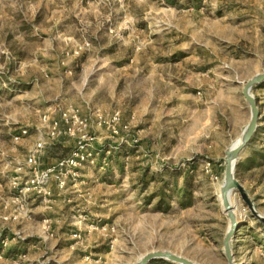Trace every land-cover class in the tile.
Returning a JSON list of instances; mask_svg holds the SVG:
<instances>
[{
  "label": "rangeland",
  "instance_id": "obj_1",
  "mask_svg": "<svg viewBox=\"0 0 264 264\" xmlns=\"http://www.w3.org/2000/svg\"><path fill=\"white\" fill-rule=\"evenodd\" d=\"M263 72L264 0H0V264H135L153 251L227 264L225 151L250 119L242 87ZM252 95L258 126L234 175L264 217V87ZM63 111L87 125L41 137L42 116ZM37 138L56 161L91 140L95 160L73 154L47 196L22 194L28 152L18 165L13 154ZM229 201L233 263L264 264V225L238 192Z\"/></svg>",
  "mask_w": 264,
  "mask_h": 264
},
{
  "label": "water",
  "instance_id": "obj_2",
  "mask_svg": "<svg viewBox=\"0 0 264 264\" xmlns=\"http://www.w3.org/2000/svg\"><path fill=\"white\" fill-rule=\"evenodd\" d=\"M264 81V72L261 74H257L256 76L249 79L242 87V95L246 102L248 103L250 109V119L245 126L244 130H242V134L239 137V142L232 145L229 149L225 151V171H224V180L222 186L220 188V197L221 204L223 207V212L226 214L229 220V227L223 238V252L227 258V264H234L233 257L231 253V244L233 243V239L236 236V233L240 227L239 220L237 219L234 208H232L229 197L233 192H238L242 201L250 209V214L261 224L264 225V217L257 213V210L253 207V203L251 199L248 197L245 192L243 186L239 183V181L235 178L234 169L236 166V162L241 150L248 144L251 140L258 123L259 117V108L257 107L256 100L252 95V90L254 87L259 85ZM166 260L174 264H195L194 262L186 259L185 257H181L175 255L171 252H162V251H153L145 254L139 261L135 264H149L155 260Z\"/></svg>",
  "mask_w": 264,
  "mask_h": 264
},
{
  "label": "built area",
  "instance_id": "obj_3",
  "mask_svg": "<svg viewBox=\"0 0 264 264\" xmlns=\"http://www.w3.org/2000/svg\"><path fill=\"white\" fill-rule=\"evenodd\" d=\"M98 117L100 120H103L101 115H99ZM109 117H111L112 120L118 121L120 115L118 111L113 110L109 114ZM86 120L87 119L81 118L74 112L70 113L68 111L61 112L59 118H51L45 114L42 116V125L44 126L43 128H46L47 130L44 131L43 129H41L39 133L41 134V137L46 136L51 140H57L65 135H73L75 130L84 128L87 125ZM25 133L26 130H23L21 131V134L16 133L13 138L17 140L21 137L22 134L25 135ZM90 141L91 140L85 141L84 143H79L78 148L73 151L74 153H72V156L74 154V156H76V160H89L90 163L95 160L96 150L93 147L92 143H90ZM44 145L45 142L42 140V138H40L29 150L30 152H28L27 155V162L31 166V173L25 180L23 188L19 191L20 193H22L23 190H33L35 193L40 194V191L44 189L45 186H47L46 184L51 175H55V177H63L65 175V164H71L73 159H75L72 156L65 158L63 157L61 160L56 161L52 166L40 169L38 165V159L44 150ZM107 151L108 150H106V152ZM79 154L80 159H77ZM40 195L47 196L45 193H41Z\"/></svg>",
  "mask_w": 264,
  "mask_h": 264
},
{
  "label": "crops",
  "instance_id": "obj_4",
  "mask_svg": "<svg viewBox=\"0 0 264 264\" xmlns=\"http://www.w3.org/2000/svg\"><path fill=\"white\" fill-rule=\"evenodd\" d=\"M37 140H38V138H37ZM69 141H70V139H64V141H62V142L60 141V144L63 147H65V146H71V145H67V144H70ZM129 149H132V148H129ZM29 150L30 149H21L19 154L18 153L16 155L13 154V156H14V160H13L14 164L18 165V164L22 163L24 161L23 158L25 157V154L27 152H29ZM15 157H16V160H15ZM3 160H4V158H0V164H1V162H3ZM56 160H57V158H56L55 154L51 153L50 147L47 146V147L44 148L42 154L40 155V157L38 159V161H39L38 162V165L40 166V168L49 167V166H52L53 164H55ZM117 164L118 163H116V165ZM10 167H12V164H10ZM8 174L9 175H13L14 172L9 171ZM7 179H8L7 176H3V177L0 178V199L1 200L6 196V193H8V191L6 189V187H7ZM106 180H108V179H106ZM50 185H51L50 186L51 192L54 195L55 192H56L55 191L56 189L54 187L55 185H53V182L50 183ZM165 189H166L165 190V194H164V196H162L163 197V202H165V197L169 199V195H167V194H168L169 191H172L173 190V189H169V188H165ZM158 197L160 198V196H158ZM36 202H38V201L35 198L32 199L31 200V205L35 204ZM37 207H39V206H37Z\"/></svg>",
  "mask_w": 264,
  "mask_h": 264
},
{
  "label": "trees",
  "instance_id": "obj_5",
  "mask_svg": "<svg viewBox=\"0 0 264 264\" xmlns=\"http://www.w3.org/2000/svg\"><path fill=\"white\" fill-rule=\"evenodd\" d=\"M263 84H264V81H263L262 83H260L259 85H257L256 87H262V86L264 87ZM62 150H63L64 152L68 151V150L65 149V148L62 149ZM263 157H264V155H263ZM165 186H166V188H168V187H167V183H166ZM165 190H166V189H164V188H163V189H160V192H159V193H156V194L154 195V196H160V201H161V202H163V197H162V196H164V194H165ZM150 263H151V262H150ZM167 263H168V264H174V263H171V262H167Z\"/></svg>",
  "mask_w": 264,
  "mask_h": 264
},
{
  "label": "bare ground",
  "instance_id": "obj_6",
  "mask_svg": "<svg viewBox=\"0 0 264 264\" xmlns=\"http://www.w3.org/2000/svg\"><path fill=\"white\" fill-rule=\"evenodd\" d=\"M238 142H239V140H238ZM236 143H237V142H236ZM236 143H235V144H236Z\"/></svg>",
  "mask_w": 264,
  "mask_h": 264
}]
</instances>
